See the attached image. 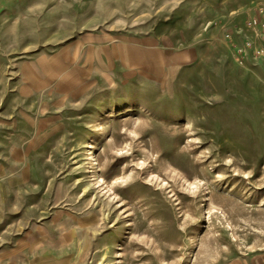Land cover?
I'll use <instances>...</instances> for the list:
<instances>
[{"label": "rangeland", "instance_id": "374dc122", "mask_svg": "<svg viewBox=\"0 0 264 264\" xmlns=\"http://www.w3.org/2000/svg\"><path fill=\"white\" fill-rule=\"evenodd\" d=\"M0 264H264V0H0Z\"/></svg>", "mask_w": 264, "mask_h": 264}, {"label": "crops", "instance_id": "0c3cea01", "mask_svg": "<svg viewBox=\"0 0 264 264\" xmlns=\"http://www.w3.org/2000/svg\"><path fill=\"white\" fill-rule=\"evenodd\" d=\"M42 108H44V105H43V107H42ZM41 131H43V130H40V131H39V133H40ZM39 133H38V134H39ZM47 135H48V134H47ZM47 135H46V136H47ZM45 138H46V137H45ZM41 142H42V141H41Z\"/></svg>", "mask_w": 264, "mask_h": 264}]
</instances>
